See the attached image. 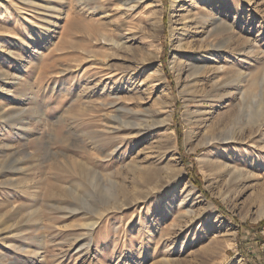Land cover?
<instances>
[{
	"label": "rangeland",
	"instance_id": "374dc122",
	"mask_svg": "<svg viewBox=\"0 0 264 264\" xmlns=\"http://www.w3.org/2000/svg\"><path fill=\"white\" fill-rule=\"evenodd\" d=\"M101 1L33 0L38 10L26 7L34 28L21 38L34 40L33 54L18 70L13 98L0 94V264H264V242L258 247L249 232L241 239L233 220L264 221V0H212L211 10L197 9L195 0H160L154 38L163 81L147 79L141 64L153 27L117 23L109 17L112 0L106 14L93 12ZM208 14L223 27L211 38L216 51L200 59L190 81L187 42H198L204 24L188 26L186 18ZM184 29L186 46L177 54ZM120 41L123 47L113 46ZM7 61L2 65L16 73ZM161 97L171 103L169 125L131 135L129 109L157 108ZM217 122L236 131L235 143L204 145ZM169 130L175 152L163 147ZM191 161L204 191L190 180ZM146 181L157 189L135 202Z\"/></svg>",
	"mask_w": 264,
	"mask_h": 264
},
{
	"label": "bare ground",
	"instance_id": "6f19581e",
	"mask_svg": "<svg viewBox=\"0 0 264 264\" xmlns=\"http://www.w3.org/2000/svg\"><path fill=\"white\" fill-rule=\"evenodd\" d=\"M79 1L81 2V0H78V2ZM108 1L109 0H102L101 1L102 3H100V5H97L92 9L93 12H97L101 15H104V13L106 14L105 4ZM112 1H114L116 3H115V5H113L114 13L111 14L109 17L112 18L114 16L115 18H117V21H116L117 23L128 22L132 27L134 26L133 28L136 29L135 31H137V30L144 31V28H146V27L143 26V24H141V22H143V20L146 23H148L150 26L153 27V32H151L149 35L147 34V32L145 33V35H146L145 46L147 47V49H146L147 53L143 56V60L141 61L142 62L141 64H143L142 68L145 69L149 74L147 79L148 78L151 80H156V79L161 80L162 79L161 81H163V79L165 77H163L164 74H163V69L161 66L162 64L160 61L161 49L158 45L155 44V38H154V36L159 31V27H160V23H161V19L159 17V15H160L159 10L161 8V1L160 0H112ZM172 1H173V5H176L179 2H181L182 0H172ZM63 2H65V1H63ZM49 3H50L49 5H51V1ZM65 3H67V2H65ZM194 3H195V5H197L196 6L197 9L201 10L200 7L202 4H204L206 7H209V5L212 3V0H195ZM34 4H36V3L33 2V0H0V94H2V95L4 92V93H7V95L10 94V97L12 96L11 88L15 87L18 84L20 76H21L20 72H18V70L20 69V67L24 68L25 63L26 64L30 63L29 59L31 58V54H33V53H31V46H30V43H28V42H33L34 40L33 41L30 40L27 43H24V40L21 38V36L24 35L23 33L27 30V28H29V27L34 28V25H33L34 23L32 22L33 19L32 20L30 19V17L28 16V12L26 10L29 5H32V7H33ZM36 6H38V8L42 7V5H39V4H37ZM68 7H69V5H68ZM206 7L204 9H206ZM33 8H31V9H33ZM42 8H45V7L43 6ZM46 8H48V7H46ZM211 8L209 7V10H211ZM34 9H36V8H34ZM69 9H70V7H69ZM36 10H38V9H36ZM31 13H33V12H31ZM37 13H39V12H37ZM141 15H143V16H141ZM32 16H33V14H32ZM41 16H43V15H41ZM47 17H48V15H47ZM144 17H145V19H144ZM197 17L189 16L186 18V19L190 20V23L192 22V24L191 25L189 24L188 26H193V24L195 22H200L201 20H202V23L204 24L203 30H202L203 33H201V35H200L201 37L199 38L198 42H195V43H197V45H200V46H198L197 48H194L195 43L193 44V42L192 43L187 42L189 51H187L185 53H186L187 58L191 59V60H188V61H190V63H188V66H187V67H189L188 68V77L190 78V81H196L197 80L199 71L202 69V67L198 66L201 63L200 59H203L206 56H210L214 51H216L217 45L211 41V38L215 34V32L217 33V31L220 30V28L222 29V27H223L222 24H220L221 18H219L218 15L217 16L216 15L211 16L210 14H208V15H200L198 18ZM43 21H44L43 24L48 23L44 19H43ZM136 21H140V23L138 24ZM15 24L18 25V27L15 26ZM201 25L202 24H200L199 26H201ZM29 30H31V29H29ZM40 30L43 33H46L47 31H49L45 25L43 27H41ZM28 31H26V32H28ZM33 31H35V30H33ZM218 32H220V31H218ZM33 33H35V32H33ZM134 33L135 32H133V31H129V35H131V36ZM185 33H186V29L183 30V33L180 34V37L178 38L179 39L178 45L176 47V53L177 54L180 53L185 48L184 46H186V43H185V40H186L185 35L186 34ZM199 33H200V31H199ZM28 34H29V32H28ZM48 34L49 33L47 32V36H48ZM135 34H137V33H135ZM123 36H124V34H122V37ZM40 37L42 38V36H40ZM43 37H46V36L43 35ZM28 39H30V36ZM34 39L36 40V37ZM43 40L46 41V39H43ZM101 41H102V43L106 44V39L102 38ZM123 44H125V43L120 41L118 43H115V45H113V46H115L117 48H121L124 46ZM16 46H19L21 48L19 49L17 47L19 50L15 51L14 48ZM5 58L8 59L7 62H9V60H12V62H9L8 65L10 66V68H12V66L14 65V68L17 69L16 73H13V71H10L9 68L6 67V65H2L3 64L2 61ZM5 62H6V60H5ZM173 62L176 63V61H173ZM180 65L182 68L184 63L181 62ZM25 67H26V65H25ZM27 70H26V73H27ZM17 72H18V74H17ZM25 76H26V74H25ZM14 90H16V89H14ZM11 98H13V97H11ZM156 105H157V108L149 109V110L134 111L133 109H129L132 119H130V121H128V122H126V120H125V122H126L125 124L127 125L128 130H130L131 135L134 136L135 134H137V136H138V134H141L145 130L155 131V130L160 129V131H162L163 130L162 127L169 125V123L172 120V110L170 108L171 103L169 101V98L168 97H165V99H164V97L158 98ZM5 107H7V105ZM1 110H2V112H4L3 114H1L2 117L6 116L7 112L9 113V111H7L6 108L4 109V107ZM7 117H10V116L7 115ZM116 118H117L116 116L112 117V119H116ZM261 122L264 126V119H262ZM219 123L220 122H217L215 124V126H213V128L210 129L205 134L204 145H206L207 147H215L216 146V148H217L218 145H219V147L221 145H229V144L235 143V141L237 140L236 131L233 130V128H230V130L223 129V128H221ZM169 131L170 132L168 133V136H167V132H164V135H163L164 145H163V147L167 151L171 150V152H175L177 149L176 145H175L176 144L175 135H174L173 130H169ZM190 139H191V133H188L187 134V140L190 141ZM229 146H227V147H229ZM229 150H231V149H229ZM233 150H234V148H233ZM210 165H213V164H210ZM214 168H216V166L213 165L212 169H214ZM224 168L229 169L230 167H228V165H226ZM234 172L236 174H241V172L240 171L238 172V170H236V169ZM146 183H147V181H146ZM150 186L147 183L144 187V190L138 192L139 197L135 202L140 201V200H144V199L148 198V196L153 194V191H155L157 189V188H155L157 186L156 185L152 186V187H150ZM230 249H233L236 251V248L234 246L233 247L230 246Z\"/></svg>",
	"mask_w": 264,
	"mask_h": 264
},
{
	"label": "trees",
	"instance_id": "16d2710c",
	"mask_svg": "<svg viewBox=\"0 0 264 264\" xmlns=\"http://www.w3.org/2000/svg\"><path fill=\"white\" fill-rule=\"evenodd\" d=\"M163 1L165 3H167V0H163ZM166 56H167V49L165 48L164 57L163 58L165 59ZM164 67H165V71L168 74V76L171 77V74H170V72L168 70V67H167L165 62H164ZM179 123H180V118H179V115L177 114L176 115V127H175V130H176V133H177V136H178V141H179V147H180V150H181V155H182L183 159L185 160L184 163L188 164L190 161H189V157L184 152V148H183V130H182L181 127H179ZM191 162H192V166H189L188 169H187L189 177H190V180L193 182V184L196 187H198L200 190L204 191L203 178L199 174L195 162H193V161H191ZM206 196H208V195L206 194ZM215 204H216V206H218V208L220 210H222L221 212L226 214V211L224 210V208L221 205V203H219L218 201H215ZM233 220L238 224L239 229L241 231V233L239 235L240 238L243 239V237L245 236L246 232H249L250 236L255 234L257 236L256 244L258 245V247H260L261 242L262 243L264 242V236L260 233L261 229L264 226V221H262V222H260V223H258L256 225H249V224H243V223L237 221L236 219H233Z\"/></svg>",
	"mask_w": 264,
	"mask_h": 264
}]
</instances>
